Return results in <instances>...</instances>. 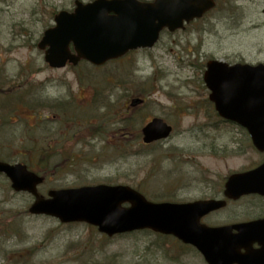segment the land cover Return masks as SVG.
Wrapping results in <instances>:
<instances>
[{
  "label": "rangeland",
  "instance_id": "1",
  "mask_svg": "<svg viewBox=\"0 0 264 264\" xmlns=\"http://www.w3.org/2000/svg\"><path fill=\"white\" fill-rule=\"evenodd\" d=\"M73 1L0 0V89L14 88L7 110L0 98V158L44 170L41 194L104 183L129 185L152 201H193L221 196L228 175L261 162L247 133L218 117L202 75L208 59L264 62V0H216L209 14L163 32L151 49L97 69H50L37 42ZM131 97L146 102L129 110ZM23 101L33 116L19 108ZM153 116L173 133L144 147L140 127ZM31 201L0 175V264H205L151 231L107 238L90 225L30 215ZM261 206L248 197L204 222L251 217Z\"/></svg>",
  "mask_w": 264,
  "mask_h": 264
},
{
  "label": "water",
  "instance_id": "2",
  "mask_svg": "<svg viewBox=\"0 0 264 264\" xmlns=\"http://www.w3.org/2000/svg\"><path fill=\"white\" fill-rule=\"evenodd\" d=\"M73 12L60 11L54 17L55 27L44 32L39 46L48 44L45 60L54 67L67 59H80L100 65L118 58L129 50L150 48L166 28L173 32L201 17L215 5L214 0H93L86 4L75 1ZM73 44L75 55L68 52ZM203 80L210 90L209 99L218 114L247 129L254 146L264 151V64H234L210 60ZM141 100H133L132 105ZM171 127L153 118L142 128L148 143L169 135ZM15 191L34 196L29 207L32 214H46L61 222L84 221L112 236L117 233L150 228L173 234L184 243L194 245L208 264H232L242 259H263L264 247L258 254L243 255L247 243L264 242V221L226 227H208L200 218L224 205L223 201H196L185 204H155L128 186H83L50 190L48 197L38 194L42 178L25 165L0 162ZM247 193L264 194V162L254 170L231 175L224 195L238 197ZM129 202L130 207H122ZM237 233L232 234L231 230Z\"/></svg>",
  "mask_w": 264,
  "mask_h": 264
},
{
  "label": "flooded vegetation",
  "instance_id": "3",
  "mask_svg": "<svg viewBox=\"0 0 264 264\" xmlns=\"http://www.w3.org/2000/svg\"><path fill=\"white\" fill-rule=\"evenodd\" d=\"M66 68L67 69H70V70H72V69H76V67H73V66H71V65H67L66 66ZM65 68V69H66ZM246 197H253V198H257V199H259L261 202H262V206H261V209L260 210H258L253 216H249V215H247V216H244L243 217V219H235V220H231V221H227V222H224V223H217L218 225H224V224H233V223H239V222H248V221H252V220H257V219H260V218H264V197H262V196H258V195H248V196H246ZM209 198H211V197H209ZM242 198V197H241ZM240 198V199H241ZM203 199H207V198H203ZM238 201L239 200H236V201H229V202H227V205L226 206H228L229 204H236V203H238ZM252 250H256V249H258L259 248V245L257 244V243H253L252 245Z\"/></svg>",
  "mask_w": 264,
  "mask_h": 264
}]
</instances>
